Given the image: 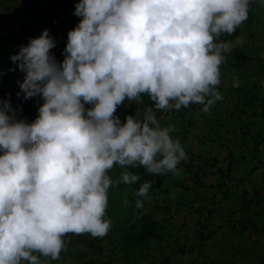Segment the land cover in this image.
<instances>
[{
  "label": "clouds",
  "instance_id": "clouds-1",
  "mask_svg": "<svg viewBox=\"0 0 264 264\" xmlns=\"http://www.w3.org/2000/svg\"><path fill=\"white\" fill-rule=\"evenodd\" d=\"M249 8L250 0H78L62 62L47 28L19 46L10 59L24 73L20 92L44 102L27 122L10 97L0 99V264H50L69 233L105 236L116 165L179 175L187 155L174 128L162 127L152 107L123 122L117 108L146 95L155 110L199 104L207 112L232 49L221 36L233 35ZM150 188L145 181L136 195L147 198Z\"/></svg>",
  "mask_w": 264,
  "mask_h": 264
},
{
  "label": "crops",
  "instance_id": "crops-1",
  "mask_svg": "<svg viewBox=\"0 0 264 264\" xmlns=\"http://www.w3.org/2000/svg\"><path fill=\"white\" fill-rule=\"evenodd\" d=\"M77 2L0 0V99L10 97L17 119L32 122L44 101L40 96L24 99L20 92L24 73L16 65L14 76L11 55L47 28L56 40L51 52L64 57L68 31L80 20L74 15ZM66 12L75 19L66 20ZM63 33L66 43L60 37ZM221 38H228L224 41L232 49L221 65L220 98L207 112L199 104L170 112L155 110L147 96L138 104L140 116L152 107L162 127L174 128L170 135L179 138L187 155L178 165L179 175H159L164 189L146 201L161 239L140 258L124 255L116 244L115 187L121 173L128 171L116 165L108 173L117 181L109 189L106 209L110 230L103 237L69 233L67 250L50 264H264V0H250L248 19L233 35ZM6 58L12 63L6 64ZM11 82L10 88L3 87ZM127 105L126 100L115 113L122 122ZM223 176L235 183L222 184Z\"/></svg>",
  "mask_w": 264,
  "mask_h": 264
},
{
  "label": "trees",
  "instance_id": "trees-1",
  "mask_svg": "<svg viewBox=\"0 0 264 264\" xmlns=\"http://www.w3.org/2000/svg\"><path fill=\"white\" fill-rule=\"evenodd\" d=\"M5 62L6 64L12 63L9 58H6ZM147 102L153 103L148 97ZM137 109L140 110L138 104L128 102L126 116L129 114L134 115ZM195 163L199 167L203 166V164L198 161ZM128 171L133 174H138L140 180L134 184L124 183L125 188H123L121 192H118V190L116 191L115 227L113 232L116 244L124 255L133 256L139 254L138 258H140L148 248H152L151 243L161 239L159 225L156 219L152 217L149 209L146 208V201L149 198L152 199L159 195L164 188L162 187L161 176L148 173L142 166L128 168ZM193 177H196V175L194 174ZM145 181L151 182V188L147 198L136 195V192ZM221 183L225 185L228 183V185H230L235 183V181L223 176V178H221ZM137 200H143L142 208L138 209L136 207ZM199 225V223H196L195 228ZM164 259L165 257H162L160 263H164ZM164 264L169 263L165 262Z\"/></svg>",
  "mask_w": 264,
  "mask_h": 264
},
{
  "label": "rangeland",
  "instance_id": "rangeland-1",
  "mask_svg": "<svg viewBox=\"0 0 264 264\" xmlns=\"http://www.w3.org/2000/svg\"><path fill=\"white\" fill-rule=\"evenodd\" d=\"M67 13V12H66ZM65 18H66V20H68V19H70V20H74L75 19V17H74V15L73 14H68L67 13V15L65 16ZM227 36V34H223L222 35V37H226ZM60 37H61V39L62 40H65L64 41V43H66V37H65V35H64V33L63 34H61L60 35ZM222 40H229L228 38H226V39H223V38H221ZM56 57V60H57V62H62L63 61V59H64V57H60L59 55L57 56H55ZM2 67L3 68H5L6 67V64H2ZM11 69H13L12 71H13V73H14V76H16L18 73H17V70H16V64L15 63H12V65H11ZM5 71V73H9L8 71H6V70H4ZM12 86V82L9 84V86H8V84L7 83H5V84H3V87H6V88H10ZM89 105H87V107H88ZM86 107V108H87ZM208 160V159H207ZM211 168V167H210ZM209 168V169H210ZM211 170V169H210ZM115 187V186H114ZM123 188H125V186H124V182H122V181H119L118 183H117V187H115V190L117 191L118 190V192L120 191H122L123 190Z\"/></svg>",
  "mask_w": 264,
  "mask_h": 264
},
{
  "label": "built area",
  "instance_id": "built-area-1",
  "mask_svg": "<svg viewBox=\"0 0 264 264\" xmlns=\"http://www.w3.org/2000/svg\"><path fill=\"white\" fill-rule=\"evenodd\" d=\"M211 170H212V171H215V168H214V167H212V168H211Z\"/></svg>",
  "mask_w": 264,
  "mask_h": 264
}]
</instances>
